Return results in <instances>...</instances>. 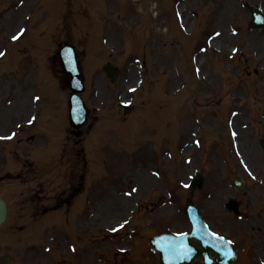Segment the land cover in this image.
I'll return each mask as SVG.
<instances>
[{
    "label": "rangeland",
    "instance_id": "rangeland-1",
    "mask_svg": "<svg viewBox=\"0 0 264 264\" xmlns=\"http://www.w3.org/2000/svg\"><path fill=\"white\" fill-rule=\"evenodd\" d=\"M256 5L264 15V0H0V264H155L148 238L187 231V200L264 264V30L246 26ZM62 44L85 86L79 139ZM197 172L202 188L187 190ZM235 177L249 184L239 218L224 209Z\"/></svg>",
    "mask_w": 264,
    "mask_h": 264
},
{
    "label": "water",
    "instance_id": "water-1",
    "mask_svg": "<svg viewBox=\"0 0 264 264\" xmlns=\"http://www.w3.org/2000/svg\"><path fill=\"white\" fill-rule=\"evenodd\" d=\"M251 22L248 25L250 28H264V18L259 15L260 12L258 9L251 10ZM72 51L69 48H63L59 51L60 58H69L73 55ZM105 71L109 79L114 80L116 69L106 66ZM73 72H77L75 69V64ZM72 73L71 78L65 80L66 84L69 86L70 90L75 93L81 90L79 86L81 83L78 82V74ZM77 79V80H76ZM69 100L70 107V123L73 128L78 129L84 123L85 115L79 113L78 110L81 109V103L72 94ZM78 135V134H76ZM201 176L196 175L195 179L190 183L191 187H200L201 186ZM0 199V225L5 220V204ZM191 202H188L185 213L190 223V232L180 236L174 235H160L159 237H153L150 240V248L153 252L157 253L158 264H192L195 258H200L202 264H212L216 262L218 264H231L234 260V253L230 245L217 237L212 235L210 231L206 228L202 222L197 210L193 208ZM191 241H196L199 244V248L192 246ZM215 255L214 259H211L208 255Z\"/></svg>",
    "mask_w": 264,
    "mask_h": 264
},
{
    "label": "bare ground",
    "instance_id": "bare-ground-1",
    "mask_svg": "<svg viewBox=\"0 0 264 264\" xmlns=\"http://www.w3.org/2000/svg\"><path fill=\"white\" fill-rule=\"evenodd\" d=\"M221 16H219L220 19H219V21L217 23V27L218 28H222L221 27L222 26V21H221L222 20V17ZM229 38H230V36L225 35L224 32L221 30L220 34H218L216 37H214L213 42L218 46V48H222V47L225 46L226 43H229ZM252 151L249 150L246 155H248V154L253 155V152ZM242 152L244 153V151H242Z\"/></svg>",
    "mask_w": 264,
    "mask_h": 264
},
{
    "label": "snow or ice",
    "instance_id": "snow-or-ice-1",
    "mask_svg": "<svg viewBox=\"0 0 264 264\" xmlns=\"http://www.w3.org/2000/svg\"><path fill=\"white\" fill-rule=\"evenodd\" d=\"M23 30H21V32H22ZM18 38V36H13L12 37V39L13 40H15V39H17ZM4 55V53L3 52H0V56H3ZM29 123H31V121H29ZM14 135V134H13ZM233 136H235V133H233ZM9 139L11 138V137H8ZM126 223V222H125ZM120 227H123V224H121L120 225ZM118 229L117 228H113V229H111V231H117ZM213 235H215V233H213ZM220 239H223L222 237L220 238ZM229 243H231V242H229Z\"/></svg>",
    "mask_w": 264,
    "mask_h": 264
},
{
    "label": "flooded vegetation",
    "instance_id": "flooded-vegetation-1",
    "mask_svg": "<svg viewBox=\"0 0 264 264\" xmlns=\"http://www.w3.org/2000/svg\"><path fill=\"white\" fill-rule=\"evenodd\" d=\"M242 207H243V204L242 205L240 204V209H242ZM249 261H250L249 259L239 258L236 261V264H248Z\"/></svg>",
    "mask_w": 264,
    "mask_h": 264
}]
</instances>
